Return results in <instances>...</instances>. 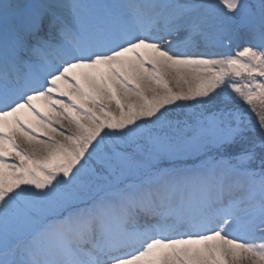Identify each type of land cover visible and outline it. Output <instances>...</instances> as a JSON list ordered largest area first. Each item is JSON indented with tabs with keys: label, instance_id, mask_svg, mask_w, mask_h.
<instances>
[{
	"label": "snow or ice",
	"instance_id": "snow-or-ice-1",
	"mask_svg": "<svg viewBox=\"0 0 264 264\" xmlns=\"http://www.w3.org/2000/svg\"><path fill=\"white\" fill-rule=\"evenodd\" d=\"M0 264H264V0H0Z\"/></svg>",
	"mask_w": 264,
	"mask_h": 264
},
{
	"label": "bare ground",
	"instance_id": "bare-ground-1",
	"mask_svg": "<svg viewBox=\"0 0 264 264\" xmlns=\"http://www.w3.org/2000/svg\"><path fill=\"white\" fill-rule=\"evenodd\" d=\"M44 1L42 0H37V2L35 4H40V3H43ZM12 3H19V4H23L22 3V0H16V1H12ZM236 46H239V47H242L243 44H236ZM236 46L233 47V49L235 50L236 49Z\"/></svg>",
	"mask_w": 264,
	"mask_h": 264
},
{
	"label": "rangeland",
	"instance_id": "rangeland-1",
	"mask_svg": "<svg viewBox=\"0 0 264 264\" xmlns=\"http://www.w3.org/2000/svg\"><path fill=\"white\" fill-rule=\"evenodd\" d=\"M254 2V0H252Z\"/></svg>",
	"mask_w": 264,
	"mask_h": 264
}]
</instances>
